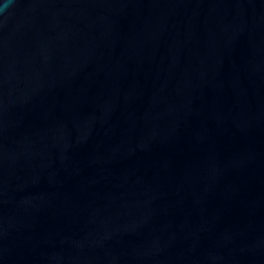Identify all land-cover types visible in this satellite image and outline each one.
Masks as SVG:
<instances>
[{"label": "water", "instance_id": "water-1", "mask_svg": "<svg viewBox=\"0 0 264 264\" xmlns=\"http://www.w3.org/2000/svg\"><path fill=\"white\" fill-rule=\"evenodd\" d=\"M0 264H264V0H12Z\"/></svg>", "mask_w": 264, "mask_h": 264}, {"label": "clouds", "instance_id": "clouds-1", "mask_svg": "<svg viewBox=\"0 0 264 264\" xmlns=\"http://www.w3.org/2000/svg\"><path fill=\"white\" fill-rule=\"evenodd\" d=\"M12 0H0V14H5L6 9L10 7Z\"/></svg>", "mask_w": 264, "mask_h": 264}]
</instances>
